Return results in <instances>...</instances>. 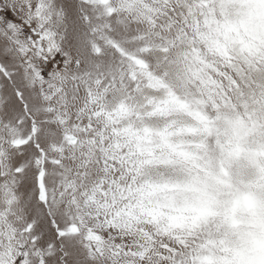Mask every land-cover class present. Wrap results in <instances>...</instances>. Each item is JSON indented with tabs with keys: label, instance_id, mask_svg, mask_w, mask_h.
Wrapping results in <instances>:
<instances>
[{
	"label": "snow or ice",
	"instance_id": "obj_1",
	"mask_svg": "<svg viewBox=\"0 0 264 264\" xmlns=\"http://www.w3.org/2000/svg\"><path fill=\"white\" fill-rule=\"evenodd\" d=\"M0 264H264V0H0Z\"/></svg>",
	"mask_w": 264,
	"mask_h": 264
}]
</instances>
